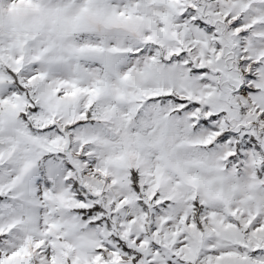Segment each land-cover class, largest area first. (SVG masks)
I'll return each instance as SVG.
<instances>
[{
    "label": "snow or ice",
    "instance_id": "snow-or-ice-1",
    "mask_svg": "<svg viewBox=\"0 0 264 264\" xmlns=\"http://www.w3.org/2000/svg\"><path fill=\"white\" fill-rule=\"evenodd\" d=\"M0 264H264V0H0Z\"/></svg>",
    "mask_w": 264,
    "mask_h": 264
}]
</instances>
